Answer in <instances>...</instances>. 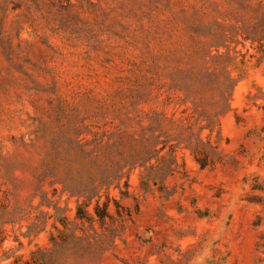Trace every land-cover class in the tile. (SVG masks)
I'll return each mask as SVG.
<instances>
[{
    "label": "rangeland",
    "instance_id": "obj_1",
    "mask_svg": "<svg viewBox=\"0 0 264 264\" xmlns=\"http://www.w3.org/2000/svg\"><path fill=\"white\" fill-rule=\"evenodd\" d=\"M0 264H264V0H0Z\"/></svg>",
    "mask_w": 264,
    "mask_h": 264
},
{
    "label": "trees",
    "instance_id": "obj_2",
    "mask_svg": "<svg viewBox=\"0 0 264 264\" xmlns=\"http://www.w3.org/2000/svg\"><path fill=\"white\" fill-rule=\"evenodd\" d=\"M192 152L194 153V157L196 161H198L200 167H204L205 165H207L208 160L206 158V155L204 154V152H202L199 149L197 145H194L192 147ZM197 155H202V156L201 158H198ZM151 157H152L151 150L148 149L145 152L144 156L141 158V162H140V165L144 166L146 170H149L146 176L144 177L145 179L142 180V187L145 189L149 188L148 181H149L151 172H153L156 168L159 171H163V166L161 163L162 157H157L155 163L150 162ZM93 189H95L94 194L87 196L85 200L78 203L76 207V214H75L76 218H79L81 220H86L88 222L98 221L101 224H104L107 218H109L112 222H114L116 220L124 221L126 217H130L131 215L130 212H128V210H123L117 200H115L114 198L108 197L107 195H106L105 200H100L101 195L98 192V186H94ZM120 193L122 197H127L129 195L127 192H123L122 190H120ZM95 196L96 198L93 202L92 212H91L87 209V207L92 203V199ZM111 201L114 204V208H113L114 213L111 212L110 210ZM138 210H139V206L136 203L135 204L136 213L138 212Z\"/></svg>",
    "mask_w": 264,
    "mask_h": 264
}]
</instances>
